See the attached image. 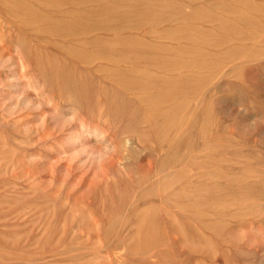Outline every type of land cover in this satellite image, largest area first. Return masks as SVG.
Returning <instances> with one entry per match:
<instances>
[{
  "label": "rangeland",
  "instance_id": "374dc122",
  "mask_svg": "<svg viewBox=\"0 0 264 264\" xmlns=\"http://www.w3.org/2000/svg\"><path fill=\"white\" fill-rule=\"evenodd\" d=\"M60 1L0 0V264H264V0Z\"/></svg>",
  "mask_w": 264,
  "mask_h": 264
},
{
  "label": "bare ground",
  "instance_id": "6f19581e",
  "mask_svg": "<svg viewBox=\"0 0 264 264\" xmlns=\"http://www.w3.org/2000/svg\"><path fill=\"white\" fill-rule=\"evenodd\" d=\"M61 1H62V0H61ZM61 1H60V2H61ZM101 1H102V0H101ZM103 1H104V0H103ZM48 2H50V0H49V1L47 0V3H48ZM98 2H99V1H98ZM50 3H51V2H50ZM52 3H53V2H52ZM55 3H56V2H55ZM102 3H103V2H102ZM123 4H124V3H123ZM49 5H50V4H49ZM52 5H53V4H52ZM81 5H82V4H81ZM212 6H213V5H212ZM45 7H46V6H45ZM52 7H53V6H52ZM74 7H75V6H74ZM99 7H100V6H99ZM11 8H12V7H11ZM29 8H30V7H29ZM234 8H235V7H234ZM56 9H58V8H56ZM65 9H66V8H65ZM26 10H28V8H27ZM105 10H106V9H105ZM29 11H30V10H29ZM31 11H32V10H31ZM192 11H193V10H192ZM12 12H13V11H12ZM16 12H17V11H16ZM25 12H26V11H25ZM88 13H89V12H88ZM15 14H16V13H15ZM22 14H23V13H22ZM26 14H27V13H26ZM38 14H39V13H38ZM81 14H83V13H81ZM230 14H231V13H230ZM64 15H65V14H64ZM114 15H115V14H114ZM12 16H13V15H12ZM39 17H40V16H39ZM46 17H47V16H46ZM64 17H65V16H64ZM104 17H105V16H104ZM119 17H120V15H119ZM111 18H112V17H111ZM111 18H110V19H111ZM127 18H128V17H127ZM59 19H60V18H59ZM74 19H75V18H74ZM101 19H102V18H101ZM45 20H46V19H45ZM111 20H112V19H111ZM120 20H121V19H120ZM120 20H119V22H120ZM124 20H125V19H124ZM127 22H128V21H127ZM156 22H157V21H156ZM117 23H118V22H117ZM112 24H113V23H112ZM133 24H134V23H133ZM20 25H21V24H20ZM25 25H26V24H25ZM25 25H24V26H25ZM33 25H34V24H33ZM58 25H59V24H58ZM78 25H79V24H78ZM97 25H98V24H97ZM31 26H32V25H31ZM64 26H65V25H64ZM33 27H34V26H33ZM54 27H55V26H54ZM56 27H57V26H56ZM68 27H69V26H68ZM100 27H101V26H100ZM104 27H105V26H104ZM106 27H107V26H106ZM115 27H116V26H115ZM130 27H131V26H130ZM69 28H70V27H69ZM110 28H111V27H110ZM134 28H135V26H134ZM60 29H61V27H60ZM97 29H98V28H97ZM124 29H125V28H124ZM76 30H77V29H76ZM128 30H129V29H128ZM24 31H25V30H24ZM55 31H56V30H55ZM95 31H96V30H95ZM120 31H121V30H120ZM25 32H27V31H25ZM32 32H33V31H32ZM34 32H36V31H34ZM34 32H33V33H34ZM43 32H45V31H43ZM28 33H30V31H28ZM45 33H46V32H45ZM91 34H92V33H91ZM95 34H96V33H95ZM98 34H100V33H98ZM38 35H39V34H38ZM70 35H71V34H70ZM107 35H108V34H107ZM111 35H112V34H111ZM114 35H115V34H114ZM126 35H127V34H126ZM134 35H135V34H134ZM141 35H142V34H141ZM144 35H145V34H144ZM35 36H36V35H35ZM44 36H45V34H44ZM51 36H52V35H51ZM115 36H116V35H115ZM129 36H130V33H129ZM41 37H42V36H41ZM80 37H81V36H80ZM96 37H97V36H96ZM107 37H108V36H107ZM133 37H134V36H133ZM159 37H160V36H159ZM46 38H47V36H46ZM46 38H45V40H46ZM113 38H114V37H113ZM141 38H142V37H141ZM26 39H27V38H26ZM101 39H102V38H101ZM115 39H116V38H115ZM121 39H122V38H121ZM121 39H120V40H121ZM135 39H136V38H135ZM138 39H139V38H138ZM94 40H95V39H94ZM102 40H103V39H102ZM102 40H100V41H102ZM130 40H131V39H130ZM139 40H140V39H139ZM145 40H146V39H145ZM39 41H41V40H39ZM42 41H43V40H42ZM89 41H90V39H89ZM104 41H106V40H104ZM113 41H114V40H113ZM113 41H112V42H113ZM131 41H132V40H131ZM141 41H142V40H141ZM141 41H140V42H141ZM146 41H148V40H146ZM46 42H47V41H46ZM75 42H76V41H75ZM115 42H116V41H115ZM126 42H127V41H126ZM232 42H233V41H232ZM42 43H43V42H42ZM91 43H92V42H91ZM116 43H117V42H116ZM122 43H123V41H122ZM135 43H136V42H135ZM93 44H95V43H93ZM93 44H92V45H93ZM97 44H98V43H97ZM100 44H101V43H100ZM105 44H106V43H105ZM118 44H119V41H118ZM150 44H151V43H150ZM229 44H230V43H229ZM83 45H84V44H83ZM85 45H86V44H85ZM85 45H84V46H85ZM89 45H90V44H89ZM127 45H128V44H127ZM138 46H139V45H138ZM145 46H146V45H145ZM213 46H214V45H213ZM248 46H249V45H248ZM112 47H113V46H112ZM120 47H121V46H120ZM163 47H164V46H163ZM237 47H238V46H237ZM108 48H109V47H108ZM116 48H117V47H116ZM121 48H122V47H121ZM128 48H129V47H128ZM133 48H134V47H133ZM100 49H101V48H100ZM104 49H105V48H104ZM113 49H114V48H113ZM145 49H146V48H145ZM142 50H144V49H142ZM81 51H82V50H81ZM95 51H96V50H95ZM95 51H94V52H95ZM98 51H99V48H98V50H97V53H98ZM135 51H136V50H135ZM176 51H177V49H176ZM99 52H100V51H99ZM117 52H119V51H117ZM70 53H71V52H70ZM70 53H69V54H70ZM129 53H130V52H129ZM146 53H147V51H146ZM78 54H79V53H78ZM101 54H102V53H101ZM103 54H104V53H103ZM108 54H110V52H109ZM113 54H115V52H114ZM115 55H116V54H115ZM120 55H121V54H120ZM131 55H132V54H130V56H131ZM112 56H113V55H112ZM116 56H117V55H116ZM126 56H127V55H126ZM133 56H134V55H133ZM137 56H138V55H137ZM179 56H180V55H179ZM16 57H17V56H16ZM86 57H87V56H86ZM94 57H95V56H94ZM103 57H105V56H103ZM113 57H114V56H113ZM139 57H140V56H139ZM100 58H101V56H100ZM110 58H111V57H110ZM114 58H116V57H114ZM137 58H138V57H137ZM145 58H146V57H145ZM105 59H106V57L104 58V60H105ZM121 59H122V58H121ZM161 59H162V58H161ZM161 59H160V60H161ZM249 59H250V58H249ZM90 60H91V58H90ZM102 60H103V59H102ZM104 60H103V61H104ZM106 60H107V59H106ZM123 60H124V59H123ZM140 60H141V59H140ZM148 60H149V59H148ZM151 60H152V59H151ZM84 61H85V60H84ZM94 61H95V60H94ZM96 61H97V60H96ZM103 61H102V62H103ZM111 61H113V60H111ZM111 61H110V62H111ZM128 61H129V60H128ZM132 61H133V60H132ZM136 61H137V60H136ZM145 61H146V60H145ZM169 61H170V60H169ZM173 61H174V60H173ZM233 61H234V60H233ZM85 62H86V61H85ZM99 62H100V61H99ZM104 62H105V61H104ZM108 62H109V61H108ZM152 62H153V61H152ZM106 63H107V62H106ZM114 63H115V62H114ZM129 63H130V62H129ZM176 63H177V62H176ZM230 63H231V62H230ZM97 64H98V63H97ZM136 64L138 65L139 63L136 62ZM148 64H149V63H148ZM151 64H152V63H151ZM242 64H243V63H242ZM108 65H110V64H108ZM108 65H107V66H108ZM111 65H112V64H111ZM115 65H116V64H115ZM145 65H146V64H145ZM20 66H21V65H20ZM102 66H103V64H102ZM113 66H114V65H113ZM113 66H111V67H113ZM118 66H119V65H118ZM129 66H130V64H129ZM132 66H133V65H132ZM135 66H136V65H135ZM135 66H134V67H135ZM160 66H161V65H160ZM173 66H174V64H173ZM91 67H92V65H91ZM93 67H94V66H93ZM95 67H96V66H95ZM108 67H109V66H108ZM120 67H121V66H120ZM142 67H143V66H142ZM142 67H137V70H138V68L140 69V68H142ZM153 67H154V66H153ZM183 67H184V66H183ZM196 67H197V66H196ZM75 68H76V67H75ZM104 68H105V66H104ZM104 68H103V69H104ZM129 68H131V67H129ZM150 68H151V67H150ZM190 68H191V67H190ZM192 68H193V67H192ZM101 69H102V68H101ZM106 69H107V68H106ZM108 69H109V68H108ZM110 69H111V68H110ZM142 69H146V68H142ZM147 69H148V68H147ZM163 69H164V68H163ZM25 70H26V69H25ZM87 70H88V69H87ZM127 70H128V69H127ZM133 70H135V68H133ZM140 70H141V69H140ZM148 70H149V69H148ZM188 70H189V69H188ZM198 70H199V69H198ZM173 71H174V70H173ZM64 72H65V71H64ZM91 72H92V71H91ZM104 72H105V71H104ZM131 72H132V70H131ZM131 72H129V73L132 74ZM147 72H148V71H147ZM150 72H151V71H150ZM21 73H22V72H21ZM122 73H123V72H122ZM129 73H128V75H129ZM133 73H134V72H133ZM92 74H93V73H92ZM94 74H95V72H94ZM94 74H93V75H94ZM96 74H97V73H96ZM96 74H95V75H96ZM139 74H140V73H139ZM141 74H143V73H141ZM141 74H140V75H141ZM146 74H147V73H146ZM132 75H133V74H132ZM132 75H131V77H132ZM123 76H124V75H123ZM135 76H136V75H135ZM138 76H139V75H138ZM155 76H156V75H155ZM164 76H165V75H164ZM167 76H168V75H167ZM167 76H166V77H167ZM129 77H130V75H129ZM136 77H137V76H136ZM139 77H141V76H139ZM97 78H98V77H97ZM107 78H108V77H107ZM109 78H110V77H109ZM109 78H108V80H109ZM125 78H127V77H125ZM134 78H135V77H134ZM148 78H149V77H148ZM176 78H177V77H176ZM100 79H101V78H100ZM135 79H136V78H135ZM177 79H179V78H177ZM180 79H181V78H180ZM180 79H179V80H180ZM98 80H99V79H98ZM119 80H120V79H119ZM124 80H127V79H124ZM128 80H129V79H128ZM131 80H132V79H131ZM144 80H145V79H144ZM146 80H147V79H146ZM159 80H160V79H159ZM166 80H167V79H166ZM69 82H70V81H69ZM100 82H101V81H100ZM104 82H105V80H104ZM124 82H125V81H124ZM129 82H130V81H129ZM119 83H120V82H119ZM121 83H122V81H121ZM131 83H132V82H131ZM138 83H139V82H138ZM167 83H168V82H167ZM68 84H69V83H68ZM122 84H123V83H122ZM139 84H140V83H139ZM147 84H149V83H147ZM162 84H163V82H162ZM66 85H67V84H66ZM128 86H131V85H128ZM162 88H163V87H162ZM177 88H178V87H177ZM122 89H123V88H122ZM124 89H126V88L124 87ZM135 89H136V88H135ZM145 89H146V88H145ZM101 91H102V90H101ZM128 91H129V90L127 89V92H128ZM134 91H135V90H134ZM146 91H147V90H146ZM125 92H126V91H125ZM177 92H179V91H177ZM90 93H91V92H90ZM90 93H89V95H90ZM107 93H108V92H107ZM103 94H104V93H103ZM176 94H177V93H176ZM109 95H110V94H109ZM120 95H122V94H120ZM147 95H148V94H147ZM147 95H146V96H147ZM97 96H98V95H97ZM124 96H125V95H124ZM135 96H136V95H135ZM95 97H96V95H95ZM106 97H107V96H106ZM125 97H126V99L124 98L125 100H128V99H129V98L127 99V96H125ZM129 97H130V96H129ZM142 97H143V96H142ZM175 97H176V96H175ZM96 98H97V97H96ZM110 98H111V97H110ZM149 98H150V97H149ZM99 99H100V98H99ZM106 99H107V98H106ZM112 99H113V98H112ZM138 99H139V97H138ZM138 101H139V100H138ZM106 102H107V101H106ZM114 102H115V101H114ZM122 102H124V101H122ZM108 103H110V102H107V104H108ZM135 103H136V102H135ZM135 103H134V104H135ZM110 104H111V103H110ZM116 104H117V102H115V105H116ZM121 104H123V103H121ZM129 104H130V103H129ZM118 105H119V104H118ZM101 106H102V105H101ZM125 106H126V105H125ZM107 107H108V106H107ZM121 107H122V106H121ZM126 107H127V106H126ZM126 107H125V108H126ZM123 108H124V107H123ZM125 108H124V109H125ZM131 108H132V107H131ZM116 110H117V109H116ZM125 110H126V109H125ZM131 110H132V109H131ZM131 110H130V111H131ZM126 111H127V110H126ZM130 111H129V112H130ZM129 112H128V113H129ZM131 112H132V111H131ZM130 114H131V113H130ZM130 114H129V115H130ZM132 116H133V114H132ZM140 121H141V120H140ZM103 124H104V123H103ZM163 126H164V125H163ZM173 127H174V126H173ZM179 130H180V129H179ZM161 131H162V130H161ZM84 135H85V134H84ZM132 136H133V135H132ZM139 136H140V134H139ZM84 137H85V136H84ZM142 143H143V141H142ZM142 143H140V144H142ZM143 145H144V144H143ZM146 149H147V148H146ZM142 152H143V151H142ZM144 155H145V154H144ZM188 157H189V156H188ZM179 167H180V166H179ZM174 171H175V170H174ZM175 173H176V172H175ZM176 174H177V173H176ZM167 177H168V176H167ZM156 182H157V181H156ZM174 184H175V183H174ZM176 184H177V183H176ZM178 187H179V186H178ZM174 190H175V189H174ZM174 195H175V194H174ZM156 203H157V202H156ZM158 208H159V207H158ZM147 210H148V209H147ZM182 210H183V209H182ZM170 211H171V210H170ZM176 218H177V217H176ZM120 221H121V220H120ZM133 221H134V220H133ZM171 221H172V220H171ZM96 222H97V221H96ZM118 225H119V224H118ZM97 226H98V225H97ZM117 228H118V227H117ZM123 232H124V231H123ZM132 233H133V232H132ZM135 234H136V233H135ZM123 235H124V234H123ZM130 236H131V235H130ZM126 237H127V236H126ZM53 256H54V255H53ZM48 259H49V258H48Z\"/></svg>",
  "mask_w": 264,
  "mask_h": 264
}]
</instances>
